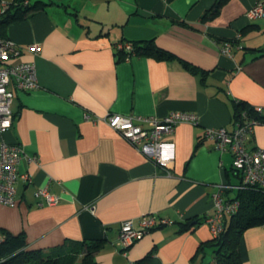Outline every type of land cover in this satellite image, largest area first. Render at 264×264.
<instances>
[{"label": "crops", "instance_id": "crops-1", "mask_svg": "<svg viewBox=\"0 0 264 264\" xmlns=\"http://www.w3.org/2000/svg\"><path fill=\"white\" fill-rule=\"evenodd\" d=\"M40 1L4 28L21 49L15 61L34 62L38 87L14 90L13 122L2 138L21 147L17 170L31 181L15 182V205L0 203V229L22 232L27 248L44 251L98 240L95 264H143L145 257L146 264H215L210 251L197 253L214 237L204 219L218 184L237 185L240 172L231 151L216 149L203 134L207 127H234V100L264 114V17L246 16L259 0H227L206 21L200 17L215 0ZM146 39L176 57L125 58L115 48ZM224 42L230 54L221 52ZM171 111L193 112L197 123L180 122L162 135L174 142L166 169L104 120L108 113L161 118ZM257 147L264 148V122L247 141L249 150ZM38 187L58 202L36 196ZM223 195L234 198L238 190ZM148 213L172 224L123 250L120 222L137 223ZM188 221L193 226L181 230ZM243 243V264H264V224L249 227Z\"/></svg>", "mask_w": 264, "mask_h": 264}, {"label": "built area", "instance_id": "built-area-1", "mask_svg": "<svg viewBox=\"0 0 264 264\" xmlns=\"http://www.w3.org/2000/svg\"><path fill=\"white\" fill-rule=\"evenodd\" d=\"M13 0H0V14L5 12ZM27 0L24 1L26 3ZM249 19L264 17V1H257L246 11ZM33 54L39 51L36 43L28 46ZM115 48L125 52V58H130L133 45L128 41H120ZM222 53L230 54L231 43L224 42L220 46ZM21 54V49L7 36L0 35V203L13 206L16 204L15 182L20 178L30 182L29 174L20 173L17 165L21 158L22 149L17 144L3 140V133L13 122L10 109L14 90H32L38 87L35 65L33 61H15ZM105 122L116 130L139 152L153 160L160 167L168 168L174 158V142L162 139L165 133H171L180 122L196 124L197 115L188 111H171L163 117L134 116L120 113H108ZM256 121L241 116L232 129L225 126L207 127L203 137L214 141L215 148L232 153V166L240 172V182L233 186L228 183L218 184L217 191L212 195L213 210L205 216L211 234L216 237L223 230L228 216L239 210L238 198H226L224 191L235 187L238 191L244 189L264 190V148L249 150L247 141L253 131ZM36 196L47 204L58 202L59 196L52 194L46 187H38ZM172 224L168 218L158 214H143L137 223L133 220L120 222L118 243L127 249L140 240L145 233L158 226ZM4 236L0 233V244Z\"/></svg>", "mask_w": 264, "mask_h": 264}, {"label": "trees", "instance_id": "trees-1", "mask_svg": "<svg viewBox=\"0 0 264 264\" xmlns=\"http://www.w3.org/2000/svg\"><path fill=\"white\" fill-rule=\"evenodd\" d=\"M13 0L10 7L0 14V35H5V25L11 21L19 20L35 9L40 8L41 1ZM227 0H215L205 10L200 19L206 21L216 16ZM135 55L152 56L158 59L176 57L172 52L159 47L153 39L137 40L131 42ZM125 55L124 51H120ZM185 66L194 67L189 62L180 59ZM264 122V114L259 108L253 107L246 100L233 101L234 125L241 118ZM236 198L240 201L239 210L226 218L224 230L216 237L199 244L197 253H212L215 264H243L246 258L243 243L244 232L252 226L264 224V190H239ZM193 224L191 221L181 223V230H188ZM4 239L0 244V264H75L78 260L82 264H95L93 253L98 251V240L84 241L80 244L72 243L56 250L44 251L31 249L26 246L24 233L11 234L0 229ZM147 257L141 261L146 264Z\"/></svg>", "mask_w": 264, "mask_h": 264}]
</instances>
